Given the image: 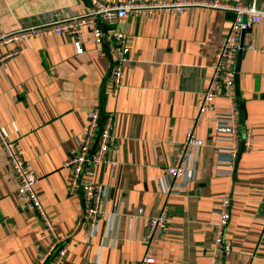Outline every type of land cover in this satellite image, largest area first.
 Wrapping results in <instances>:
<instances>
[{"label": "crops", "instance_id": "0c3cea01", "mask_svg": "<svg viewBox=\"0 0 264 264\" xmlns=\"http://www.w3.org/2000/svg\"><path fill=\"white\" fill-rule=\"evenodd\" d=\"M256 5L264 10V0ZM92 10L89 0H0V30L9 33ZM233 19L230 12L196 7L121 21L116 28L126 35L130 52L117 96L110 92L107 43L85 42L90 27L83 30L80 55L68 36L57 34L0 47V58L24 48L23 54L0 62V128L32 165L37 193L56 233L69 244L62 264H141L148 255L155 264H213L215 227L226 193L232 196L226 229L232 249L217 264H264V250L258 249L264 227L263 25L243 37L235 100L241 136L249 131L250 137L248 149L241 141L234 165L228 160L230 144L217 142L215 135V127L227 123L230 100L218 97L214 110L200 111L213 56ZM99 27L111 29L102 21ZM95 109L104 116L99 129L112 117L115 141L105 163L87 168L105 189V218L91 235L81 193L69 191L71 174L64 164L84 143ZM192 130L205 146L184 178H172L167 169ZM17 190L0 144V264H37L51 237L38 216L21 210ZM165 209V234L147 240L149 218Z\"/></svg>", "mask_w": 264, "mask_h": 264}, {"label": "built area", "instance_id": "2783aa9c", "mask_svg": "<svg viewBox=\"0 0 264 264\" xmlns=\"http://www.w3.org/2000/svg\"><path fill=\"white\" fill-rule=\"evenodd\" d=\"M93 10L85 15H72L61 17L57 20L29 27H22L9 33L0 30V47L25 41L31 37L48 34L66 35L75 47L77 54H82L85 42L102 45L107 44L111 59L110 92L117 96L122 87L123 72L129 62V43L126 35L116 27L125 19L148 15L155 11L182 12L190 8H203L206 10H218L233 13L234 19L229 32L218 46L211 65V77L209 85L202 94L203 105L201 113L214 110V101L218 97L230 100L229 113L226 117L227 123L215 127L216 141H227L229 145V164L234 165L239 153L240 143L249 148V131L241 136V126L238 102L235 100V65L237 54L241 49V36L254 26H264V10L257 7L256 1L248 6L240 0H180V1H143L128 0L122 3L107 4L101 0H89ZM99 21L104 22L110 29L103 32L99 27ZM85 27L91 28V37L84 42L82 38ZM245 48V47H244ZM250 44L248 49H253ZM24 48L16 47L8 54L0 58L4 59L21 55ZM264 53V48L261 49ZM101 113L98 109L91 111L88 116V126L85 141L77 150H72L66 160L64 167L70 170L68 189L71 193L80 192L83 199L84 217L90 234L98 232L105 218L103 202L105 200V189L103 185L92 180L91 173L87 172L89 166H95L106 162V157L114 144L112 134L113 120L109 116L103 126L99 129ZM0 144L7 158L8 165L18 181V195L23 212L39 217L51 237V243L37 264H62L65 260L69 244L56 233L55 226L46 213L43 202L37 193L38 179L32 165L21 155L16 142L8 139L0 128ZM205 146L204 140L196 133L190 131L183 143L176 150L173 164L168 167V176L182 179L191 170V161L198 151ZM232 196L229 193L221 198L219 220L215 227V238L213 244V264H217L221 256L231 252V242L226 239V229L231 218ZM142 214V211H140ZM149 230L147 240L162 238L168 228V211L163 210L160 215L148 220ZM264 227L260 235L258 249L264 250ZM153 256H145L141 264H155Z\"/></svg>", "mask_w": 264, "mask_h": 264}, {"label": "water", "instance_id": "95a60500", "mask_svg": "<svg viewBox=\"0 0 264 264\" xmlns=\"http://www.w3.org/2000/svg\"><path fill=\"white\" fill-rule=\"evenodd\" d=\"M245 35V32L242 33V39H241V43H240V47L241 49L239 50L238 54H237V60H236V66H235V85H236V89L239 92V83H240V77H239V71H240V64H241V57H242V53L244 51V41H243V37ZM242 154V150L240 152V155Z\"/></svg>", "mask_w": 264, "mask_h": 264}, {"label": "rangeland", "instance_id": "374dc122", "mask_svg": "<svg viewBox=\"0 0 264 264\" xmlns=\"http://www.w3.org/2000/svg\"><path fill=\"white\" fill-rule=\"evenodd\" d=\"M123 76H124V72H123ZM122 85H123V78H122ZM122 88V87H121ZM121 88H120V90H121ZM197 135V134H196ZM67 187H68V183H67ZM36 190H37V188H36ZM45 208V207H44ZM45 211H46V209H45ZM46 213L49 215V213L46 211ZM49 217H50V215H49ZM103 223V222H102ZM64 262V261H63ZM62 262V263H63Z\"/></svg>", "mask_w": 264, "mask_h": 264}, {"label": "trees", "instance_id": "16d2710c", "mask_svg": "<svg viewBox=\"0 0 264 264\" xmlns=\"http://www.w3.org/2000/svg\"><path fill=\"white\" fill-rule=\"evenodd\" d=\"M101 117L104 118V116L101 115ZM101 117H100V120H101ZM100 120H99V124H100ZM106 118L104 119V121L101 123V127L103 126L104 122H105Z\"/></svg>", "mask_w": 264, "mask_h": 264}]
</instances>
